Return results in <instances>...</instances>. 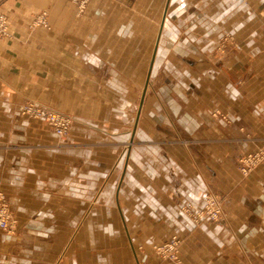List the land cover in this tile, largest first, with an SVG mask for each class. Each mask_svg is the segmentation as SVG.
<instances>
[{"label": "crops", "instance_id": "1", "mask_svg": "<svg viewBox=\"0 0 264 264\" xmlns=\"http://www.w3.org/2000/svg\"><path fill=\"white\" fill-rule=\"evenodd\" d=\"M0 17V189L18 220L0 264H264V164L237 167L264 141V0H0ZM24 100L70 114L68 134ZM213 190L219 220L182 211Z\"/></svg>", "mask_w": 264, "mask_h": 264}, {"label": "built area", "instance_id": "2", "mask_svg": "<svg viewBox=\"0 0 264 264\" xmlns=\"http://www.w3.org/2000/svg\"><path fill=\"white\" fill-rule=\"evenodd\" d=\"M76 4L79 10H83L89 0H71ZM36 24H45L44 12L39 13L34 19ZM0 31L5 32V26L3 25V19L0 17ZM21 115L28 118L41 119L43 120L52 130L59 136L65 135L70 126L71 118L58 112L48 106L42 105L32 100H24L19 104ZM264 160V149L256 151L254 153H247L242 158V165L240 166L241 172L246 175L258 162ZM7 201L0 195V229L10 230L12 227L13 218H11L8 208ZM186 213H190V207L187 205L181 207ZM193 219L195 221H201L204 219L218 220L221 215V203L220 197L217 193L206 194L204 198V205L196 210L192 211ZM179 239L177 236L172 235L164 242L157 244L153 247L154 252L165 261H176L177 260V247Z\"/></svg>", "mask_w": 264, "mask_h": 264}, {"label": "rangeland", "instance_id": "3", "mask_svg": "<svg viewBox=\"0 0 264 264\" xmlns=\"http://www.w3.org/2000/svg\"><path fill=\"white\" fill-rule=\"evenodd\" d=\"M89 2V1H88ZM21 103V102H20ZM19 103V104H20ZM19 104H18V106H17V111H18V109H19ZM41 104V103H40ZM42 105H44V104H42ZM45 106H47V105H45ZM49 107V106H48ZM49 108H52V107H49ZM52 109H54V108H52ZM54 110H56V111H58V112H61V113H63V114H66V115H68L70 118H71V121H72V117H71V115L70 114H67V113H65L64 111H61V110H59V109H54ZM19 112V111H18ZM19 114H20V112H19ZM224 117H225V115H224ZM43 121V120H42ZM70 124H71V122H70ZM52 129V128H51ZM69 130H70V126H69ZM69 130H68V132H69ZM68 132L65 134V135H61V136H59L58 134V136L59 137H65L67 134H68ZM262 149H264V141H262V142H260L259 144H255L254 146H252L251 148H249L246 152H244V153H242L239 157H238V159H237V167H238V170L240 171V173L243 175V176H248V175H250V174H252L255 170H256V168L259 166V165H261V164H264V160H261L260 162H258L255 166H252V168H251V170L246 174V175H244L242 172H241V170H240V166L243 164L242 162V158H244L245 157V155L247 154V153H254V152H258V151H260V150H262ZM210 193H217L218 195H219V197H220V203H221V214H222V196H221V194H219L218 192H216V191H209V192H207L206 194H210ZM206 194L204 195V198H205V196H206ZM0 195H2L4 198H5V200L7 201V208H8V211H9V214H10V216H11V218H13V222H12V225H11V229L10 230H7V231H5V230H1V231H3L4 233H13V232H15L16 231V228H17V222H18V220H17V218H16V216H15V213H14V211L11 209V207H10V204H9V201H8V199H7V197H6V195H5V193L0 189ZM185 205H187V207L191 210L190 211V213H192V211H194V210H196L197 208H200V207H202L203 205H204V200H203V203H202V205L201 206H199V207H194L192 204H189V203H187V204H184V205H182V206H185ZM181 206V207H182ZM182 209V208H181ZM183 211V210H182ZM184 212V211H183ZM186 213V212H185ZM190 213H186V214H188V215H190L191 217H192V219H193V216H192V214H190ZM220 217H221V215H220ZM204 220H208V219H204ZM204 220H201V221H204ZM219 220V219H218ZM193 221L194 222H196V223H198V221H195L194 219H193ZM201 221H199V222H201ZM210 221H217V220H210ZM172 236V235H171ZM170 237V236H169ZM168 237V238H169ZM167 238V239H168ZM178 239H179V243H180V238L179 237H177ZM167 239H165V240H167ZM164 240V241H165ZM164 241H162V242H164ZM162 242H160V243H162ZM160 243H158V244H160ZM155 245H157V244H155ZM155 245H153L152 246V252L155 254V255H157L155 252H154V250H153V247L155 246ZM178 246H179V244H178ZM158 256V255H157ZM159 257V256H158ZM160 258V257H159ZM161 259V258H160ZM162 260V259H161ZM177 260H178V247H177ZM176 260V261H177ZM163 261H165V260H163ZM168 262H174V261H168Z\"/></svg>", "mask_w": 264, "mask_h": 264}]
</instances>
